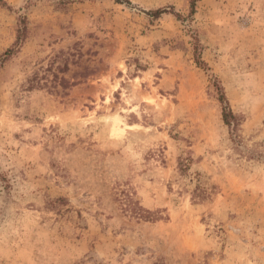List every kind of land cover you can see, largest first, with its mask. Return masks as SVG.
Here are the masks:
<instances>
[{"label": "rangeland", "instance_id": "1", "mask_svg": "<svg viewBox=\"0 0 264 264\" xmlns=\"http://www.w3.org/2000/svg\"><path fill=\"white\" fill-rule=\"evenodd\" d=\"M190 2L0 0V264H264V0Z\"/></svg>", "mask_w": 264, "mask_h": 264}, {"label": "trees", "instance_id": "2", "mask_svg": "<svg viewBox=\"0 0 264 264\" xmlns=\"http://www.w3.org/2000/svg\"><path fill=\"white\" fill-rule=\"evenodd\" d=\"M117 2H120V0H116ZM127 1V0H124ZM197 0H191L190 2V14L194 12V6L195 2ZM166 12V8H157L155 10L149 11V14L153 15L155 18L158 17L161 13ZM170 12H174L173 9L171 8ZM176 17L179 18L178 13H174ZM24 19H20L19 25L17 27V35H16V41L12 45V47L7 48L4 52L0 54V66L4 62L5 59H7L8 56L12 55L15 51H17V47L20 45V43L25 39V31H26V26L24 23ZM197 59V57H196ZM60 84L64 87L66 85L64 84V79L61 77L60 78ZM29 87H33L34 84L32 80H29ZM218 99L221 103V109H222V119L225 125L228 126L230 129V134H231V140L233 142L234 148L242 152L244 151L241 149V141H239L236 136H235V126L238 123V116L232 112L230 109L227 99L224 96V94H220L218 96ZM245 155H247L249 158H253L258 156L257 153L252 150V149H245ZM196 183L193 189L190 191L191 194V199L193 202H201V201H206L210 198V191L209 187L205 185V182L202 180L200 174L196 173ZM127 208L130 211V213L133 214V216L138 217V218H143L145 216V209L142 208L141 206L138 205V203H135L134 201H128L127 203Z\"/></svg>", "mask_w": 264, "mask_h": 264}, {"label": "bare ground", "instance_id": "3", "mask_svg": "<svg viewBox=\"0 0 264 264\" xmlns=\"http://www.w3.org/2000/svg\"><path fill=\"white\" fill-rule=\"evenodd\" d=\"M110 119H112L113 121V130L114 132H118L119 128H118V122L120 121V118L118 115L114 114L112 116H110Z\"/></svg>", "mask_w": 264, "mask_h": 264}]
</instances>
